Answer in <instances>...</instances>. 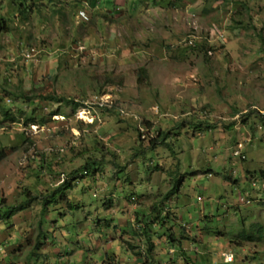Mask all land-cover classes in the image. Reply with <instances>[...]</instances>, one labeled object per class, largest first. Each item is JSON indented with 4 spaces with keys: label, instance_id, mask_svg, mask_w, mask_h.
<instances>
[{
    "label": "rangeland",
    "instance_id": "374dc122",
    "mask_svg": "<svg viewBox=\"0 0 264 264\" xmlns=\"http://www.w3.org/2000/svg\"><path fill=\"white\" fill-rule=\"evenodd\" d=\"M0 204V264H136L155 217L154 264H185L171 227L188 264H264V0H0Z\"/></svg>",
    "mask_w": 264,
    "mask_h": 264
},
{
    "label": "trees",
    "instance_id": "16d2710c",
    "mask_svg": "<svg viewBox=\"0 0 264 264\" xmlns=\"http://www.w3.org/2000/svg\"><path fill=\"white\" fill-rule=\"evenodd\" d=\"M23 8H24V6H23ZM25 11H27V10L25 9ZM141 73L144 75V77L148 76L146 70H142ZM26 96L24 95L23 98L26 99ZM21 97L22 96H20L19 98H21ZM48 99L50 101H53V102H60V103L64 102L63 99H59V98H56V97H53V96H51L50 98H46L45 100H48ZM71 105H73L72 106V108H73L72 112H76L83 104L79 103V102H75V101L71 102V100L66 102V106H71ZM2 114H3V116L5 118L11 119V117H9L10 116L9 110L2 109ZM12 119H14V118L12 117ZM154 144H157V139L153 141L152 145H154ZM134 157L136 158L137 155H135ZM99 166H100V162L99 163H97L96 161H94V162H86V164L83 166V168H81L80 170H78L75 173L76 175L80 174L81 178H79V176H77L75 178V180L73 179L74 181H71V183L69 181L68 184H62V186L60 188L55 189L52 193L46 195V197H44V198L42 197L43 201H41V203H42V207L43 208L41 207V209H42L41 210V219L39 221V224L42 223V221L44 220L45 216L48 214V211L50 209L49 205L52 204V203H56L57 196L58 195L60 196V191H64V189L71 190L73 188L72 185H71L72 182H74V184L75 183L77 184V182H80V180L82 181V178L86 177L87 174L89 176L93 175L94 177H97V175L99 174V171H100L99 170ZM121 173H124V172L120 171V172L116 173L117 178H121V176H120ZM68 190H67V192H68ZM172 195H173V191H171L170 193L166 194L164 196V198H162V200L157 201L155 203V205L153 206V208H152L153 211H160L161 206H164L171 199ZM24 196L26 198H24L20 202L19 205H17V206L14 205V206H11L10 208H7V209L3 210V213L1 214V218H3L4 223H6V222H8V223L11 222L12 223V219L18 213H21V212H24L26 210H29L35 203L40 202V198H41L40 196H35V197H31L30 198V194L29 193L24 194ZM1 203L3 204L4 202L2 201ZM2 204H0V205H2ZM71 206H72V204H71ZM75 207H76V209H78L80 206H75ZM0 211H2V209ZM160 220H161V218H160ZM157 222H158V220L155 217L154 220L151 222V224L150 223H146L145 227L143 228V232L142 233L144 234V237H145L144 241L146 240V244H147V248L145 246H142V249L144 251L139 250L140 249L139 245L133 246V244L129 243L128 246H130V248L129 249L127 248L126 252L128 254H132L134 256V258L137 259L136 260L137 261L136 264H154V263H156V261H155L156 254H155V252H156V249H157V242L155 241L156 243H154L153 240H152L153 234L151 232L152 230L149 228V225H152L153 227H155L157 225L156 224ZM177 227L179 228L178 225H177ZM39 229H40L39 234L40 233H44V231H43V229L41 227H39ZM259 232L260 233L264 232V228L261 225H260V228H259ZM136 234L138 235V232ZM163 236L162 235L159 236L158 239L163 244H166V242H167L168 245H171V246H169V253H168V255L170 256V260H173V262L185 261V264H188L187 263L188 260L186 258L187 257L190 258L191 256H188V254L186 252H183V250L181 249L182 248L181 242L183 240H181L180 238L176 239V237H175L176 234H175L174 228H172V227L170 228L169 237L168 236L167 237H163ZM175 241H177L179 243L176 244V243H174ZM247 241L251 242L253 240L251 239V237H249V238H247ZM132 247L133 248H137L138 251L135 252V253L132 252V250H131ZM113 254L107 253L106 257H107L108 260H106V261H109L110 257H111V260H112L113 259L112 257H115V255L113 256ZM152 257L154 258V260H150V258L152 259ZM170 260H169V262H170ZM223 261H224L225 264H228L227 262H225L224 256H223ZM163 262L164 261L162 260L161 264H163ZM234 262H235V260H234ZM109 264H114V263L109 262ZM119 264H120V262H119Z\"/></svg>",
    "mask_w": 264,
    "mask_h": 264
},
{
    "label": "built area",
    "instance_id": "2783aa9c",
    "mask_svg": "<svg viewBox=\"0 0 264 264\" xmlns=\"http://www.w3.org/2000/svg\"><path fill=\"white\" fill-rule=\"evenodd\" d=\"M223 256L225 258V262H227L228 264L233 263L235 260V257L232 253H226V254H223Z\"/></svg>",
    "mask_w": 264,
    "mask_h": 264
},
{
    "label": "crops",
    "instance_id": "0c3cea01",
    "mask_svg": "<svg viewBox=\"0 0 264 264\" xmlns=\"http://www.w3.org/2000/svg\"><path fill=\"white\" fill-rule=\"evenodd\" d=\"M116 1H120V0H116ZM104 2L109 5V3L112 2V0H104ZM93 5H94V3H93Z\"/></svg>",
    "mask_w": 264,
    "mask_h": 264
},
{
    "label": "bare ground",
    "instance_id": "6f19581e",
    "mask_svg": "<svg viewBox=\"0 0 264 264\" xmlns=\"http://www.w3.org/2000/svg\"><path fill=\"white\" fill-rule=\"evenodd\" d=\"M82 113H84V112H82ZM85 114V113H84ZM78 118H82V119H84V117L81 115L80 116V114L78 115ZM85 120V119H84Z\"/></svg>",
    "mask_w": 264,
    "mask_h": 264
}]
</instances>
